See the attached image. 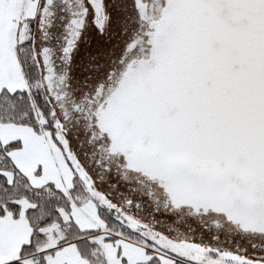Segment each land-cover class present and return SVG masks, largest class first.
Listing matches in <instances>:
<instances>
[{
    "label": "snow or ice",
    "instance_id": "1",
    "mask_svg": "<svg viewBox=\"0 0 264 264\" xmlns=\"http://www.w3.org/2000/svg\"><path fill=\"white\" fill-rule=\"evenodd\" d=\"M0 264H264V0H0Z\"/></svg>",
    "mask_w": 264,
    "mask_h": 264
}]
</instances>
